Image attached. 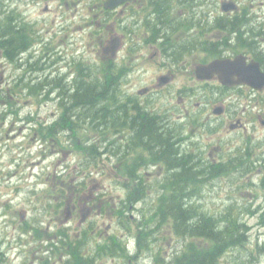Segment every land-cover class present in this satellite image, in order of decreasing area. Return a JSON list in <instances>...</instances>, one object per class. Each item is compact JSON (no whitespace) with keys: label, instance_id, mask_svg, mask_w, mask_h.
<instances>
[{"label":"flooded vegetation","instance_id":"1","mask_svg":"<svg viewBox=\"0 0 264 264\" xmlns=\"http://www.w3.org/2000/svg\"><path fill=\"white\" fill-rule=\"evenodd\" d=\"M59 2L63 8H70L73 4L79 3L93 11V13L91 12L92 18L86 25L90 29L89 35L92 45H94L93 52H104L103 59L105 60L106 71L100 72V74L104 75L108 72L111 75L102 82L88 81L87 78L96 77L97 71L91 65H82L81 63H92V59H88V61L83 57L84 59L80 60L78 57L81 58V56L77 55L73 65L74 71L76 74L80 71L87 73L79 74L76 81H70L68 84L63 74L65 59L61 53L64 47L61 48V45H58L53 50H56V55L51 56L52 52L47 54L48 59L46 56L43 58L45 59L42 62L43 67L32 65V69H35L34 74H26L25 79L21 81H27L29 78L38 84L42 82L40 81L42 78L45 85L49 81L57 79L54 87H45L42 91L41 96L46 105L49 101H63L67 89L75 92L80 85L86 84L99 90L104 88L112 90V92L108 90L106 93H110L108 100L111 107L109 108L112 110L114 107L118 115L111 112L106 113L103 120H99L97 116L88 118L82 114V111H78V114L74 115L73 127L75 129L71 132L79 134L84 131L83 135L88 137L87 140L93 147L90 151V158L89 156L86 157L87 162L88 159L90 160L89 164L78 162V166L101 170H107L105 167H111L113 173H117L127 180L125 182V180L121 181L120 179L127 200L136 202L137 205L141 204L142 208L138 205L136 210L131 211L96 210L91 206L96 198L94 194L96 185L91 184L89 193H87L81 184L82 178H78L75 181L77 184L74 186L73 197L69 200V207L72 209L66 210L61 216L60 223L63 226L59 229L63 231L62 240L55 242L59 252L56 255L54 252L46 256L49 259L54 258V260L58 258L56 264H61L59 263L61 261L64 264L73 256L74 248L81 245V248L93 249L91 254L97 259L95 244L97 241L109 242V247H114L121 252L120 249L126 245L132 246L131 241L128 243L131 240L128 237L130 233L128 230L131 231L132 228L135 230L134 233L138 235V240L146 242L145 247H155L145 264H148L149 261H153L155 264L170 262L172 260L170 258L156 259L155 256V251L160 249L159 242H164L163 239L166 237L162 236L160 239V231L166 228L174 232L175 229L174 221L167 223L165 220L166 217L172 216L173 212L160 208L158 202L170 196L171 191L165 195L160 192V189L168 177L169 184L175 185L178 173H180L178 171L180 166L168 163L167 158L157 154L155 145L144 140L141 132L132 128L131 119L141 113L142 116L147 114L155 118L157 123L165 122V126L169 128V130L167 129L169 135L172 134L171 138L179 148V153L183 154V157L190 164L196 159L194 164L197 163L198 165L203 162L208 164L205 152H207L208 158L218 162L226 153L236 151L239 140L227 138L226 133H248L254 143V147L248 152L252 165L251 169L257 168L255 176L260 178H258L260 183H264V143L257 147L259 140L264 142V137H261V132L264 130V88L258 89L245 84L229 86L222 84L216 76L211 80H199L192 74L194 66L200 63L196 61L192 64L193 53H199L200 49L201 52L207 53L213 49L217 53H222V57L234 56L237 52H225L231 45L240 47L241 51L238 53H243L248 62L257 61L264 72V10H253L249 13L241 12L242 10L239 9L240 13H238L236 9L233 12H222V15H219V7L210 6L211 8L207 11L206 25L221 23L223 27H231L230 19L234 18L238 23L244 25L242 33L234 35L233 41L231 37H228L229 35L220 41L216 39L221 34L212 31L213 27H211L205 31L210 39H202L200 41L201 48L194 49L191 22L197 24V14H193L192 0H177L173 3V7L175 5L185 6V9L180 12L181 19L185 22V38L168 41L166 37L158 35L154 42L156 48L154 49V56L164 58L161 67L162 72L159 73V76L167 75L169 83L160 84L161 82L159 83L158 79L154 78L151 82L139 86L134 92L130 91L127 82L130 69L133 66L132 59L136 54L133 45L134 42H137L143 47L145 33L151 36L145 23L149 21L147 25L150 27L151 23L158 19L159 13L155 0L125 1L114 8H107L106 0H59ZM246 3L240 2L239 8L243 9ZM174 13V10L165 12L163 19L172 16ZM13 29L16 31L15 27ZM44 46L49 45L44 43ZM2 51L3 48L0 45V52L2 53ZM144 53L150 55L151 52L144 51ZM2 56L10 64L13 62L6 54L2 53ZM96 61L98 66L102 68L100 61L94 59V63ZM0 70H2L1 66ZM1 74L0 85L4 84V76L2 72ZM82 75L86 81L79 80ZM179 75L185 76L186 82L190 80L189 83L179 82L177 90L170 91V85L175 82ZM8 82L11 83V77ZM50 88L51 93L49 94ZM120 90L121 94H119ZM166 90L170 94L168 111L171 114L178 112L182 116L179 119L181 121L188 120L186 124L189 126L191 137H187L182 132L185 122L172 129L168 118L162 119L159 97ZM120 98H122V103L114 106L113 101ZM130 109L133 110V113ZM216 110H220V112L217 113ZM120 111L123 112L122 115L119 114ZM194 144H199V146L195 147ZM198 165L193 167L196 168ZM147 180L149 182H146ZM173 190L176 192L175 186ZM51 212L55 214L58 211ZM161 217L164 219L161 220ZM49 218L59 220V217L53 214ZM121 226L123 229L120 228ZM118 229H121L118 232H122L123 235L117 233ZM65 236H69L70 241H67ZM126 238L128 239L126 240ZM61 250H65L66 257H60ZM130 260L133 258H129ZM75 262L78 264L77 259Z\"/></svg>","mask_w":264,"mask_h":264},{"label":"rangeland","instance_id":"2","mask_svg":"<svg viewBox=\"0 0 264 264\" xmlns=\"http://www.w3.org/2000/svg\"><path fill=\"white\" fill-rule=\"evenodd\" d=\"M13 8L24 15V22L32 23L42 30L43 40H46L49 49L54 50L58 45H61V48L64 47L61 54L65 59L63 71L65 70L68 74L65 78L67 83L76 72L73 65L77 55L81 56V58L78 57L80 60L103 58L104 52H93L94 45L89 35L90 29L86 26L92 18L93 11L83 4H73L70 8H63L59 0H1L0 19ZM41 46H34L41 48L39 54H43V49H46L45 46ZM133 48L136 49L132 59L134 68L127 81L130 91L142 83L151 82L160 71L162 72L161 67L164 62V58L154 56L155 50L152 45L142 47L134 42ZM55 51H51V56L56 55ZM144 51L151 53L147 55ZM204 56L205 53L193 54L192 64L201 61ZM3 58L0 52V63H2L0 79L1 72L4 76V84L0 85V249L4 252L1 264H56L58 258L49 259L46 255L54 252L56 255L59 252L55 242L62 240L63 231L59 228L63 225L60 223L59 211L58 214H54L51 211L56 208L53 206L51 210L47 206L50 201L56 203L57 187L60 181L66 182L64 174L67 176L66 183L69 185H73L80 178L78 162L86 163V157L90 158V151L83 148L85 144L83 137L80 143H71L68 135L65 137V134H61L60 137L48 134L47 139L40 136L52 125L57 108L53 103L46 105L37 97L27 96L25 86L19 85L26 75L24 73L26 71L20 68L19 63L31 56L28 55L24 57L25 59L22 57L15 64H10ZM192 74L194 76V71ZM31 75H33L32 72ZM10 77L11 83L8 82ZM82 77L84 78V75ZM87 80L93 81L92 78ZM189 81L186 82L185 76L179 75L169 89L176 91L179 82L188 84ZM169 95L166 90L159 97V103L163 109L168 105ZM73 114H78V111L75 113L73 111ZM175 119L179 124L184 122L179 120L178 112L175 114ZM183 129L189 131L186 122ZM226 136L239 140L241 145L249 141V137L243 136L240 132L226 133ZM261 137H264V131L261 132ZM45 140H47L46 143ZM74 141L76 142L77 139ZM105 168H107L106 172L97 179L88 176L90 178L88 181H95L94 184L104 191L107 201L119 203L125 194L120 179L121 181L125 179L113 173L111 167ZM229 173L218 174L215 183L209 180L204 181L201 186L208 189L203 190L200 198L197 193L199 188H197L195 197L204 211L211 214L226 212L227 209L240 212V221L248 227L250 242L246 244L247 252L241 253L238 250L232 256V252L227 251L220 259L222 264H264V191L259 187L260 178L254 173L248 175V172L242 176L238 172L234 175ZM89 182H84L85 192L89 191L91 186ZM249 182L255 185H250ZM107 201L103 202L100 198H95L90 205L96 210L104 209ZM64 209L63 207L61 210ZM51 214L58 216L59 220L49 218ZM120 228L123 229L122 226ZM118 231L121 229H118L117 233L123 235ZM128 231L132 233L128 235L131 239L128 243L130 241L133 243V254L136 255L131 256L135 260H130L126 264H145L148 260V248L143 249L146 242L138 240L134 229L131 228V231ZM159 235L160 239L166 236L163 239V246L162 242H159L162 255H166V251L170 250V243H183V239L169 229L165 228ZM65 237L67 241H70L69 236ZM200 242L207 244L204 241ZM59 254L60 257H66L65 250H61ZM113 258L117 260L116 256L106 257L97 261L96 264H119ZM59 263L62 264V261Z\"/></svg>","mask_w":264,"mask_h":264},{"label":"trees","instance_id":"3","mask_svg":"<svg viewBox=\"0 0 264 264\" xmlns=\"http://www.w3.org/2000/svg\"><path fill=\"white\" fill-rule=\"evenodd\" d=\"M173 1L175 0H155L157 3V12L159 14L158 19L154 22L156 24L154 26V37L161 35L169 40L177 26L180 24L179 20L176 22L175 20L170 19V16L163 19V17H165V12H169L170 7H172L171 3ZM207 1L209 4L212 0ZM204 3H206V0H192L193 11L194 8L199 7ZM193 13L196 12L194 11ZM18 18L19 17L13 13H7L4 18L0 19V45L10 59L17 57L22 49L26 48L31 42L27 29L20 26L21 23L18 25L17 23H14ZM205 18H207V14L198 16L197 23L202 27L206 25ZM171 21H173V23ZM230 23L231 27H223L221 23H212L210 26L215 25L217 28H223L222 30L230 31L231 33L235 31L236 34L242 33L241 29L244 26L243 24L239 28L238 25L241 23H238L234 18L230 19ZM14 27L16 28V31H13ZM15 54L16 56H14ZM80 79L81 81H86L82 76H80L79 80ZM56 80L57 79L52 80L51 82L49 81L44 85V81L41 78V83L36 84L31 83V81L26 85L29 87V92L31 94L38 95L45 87H54ZM108 90L110 89L104 88L99 90L86 84L80 85L75 92H72L69 89H67V91L65 90L66 95L64 97V106L66 108L67 117L64 118V127L71 128L73 123L71 117L74 115L73 111L74 113L82 111V114L88 118L97 116L99 120H103L106 113L111 112L115 113L114 115H118V112L115 111L114 107L112 110L109 108L111 107V104L108 100V98H110V93L106 94ZM110 92H112V90H110ZM118 104H120L119 100L113 101L114 106H117ZM130 111L133 113L132 109H130ZM122 113L123 112L120 111L119 114L122 115ZM155 120V118L150 117L147 114L142 116L141 113H138L136 116L132 117L131 123L133 129L141 132L144 140L155 145L157 154L167 158L168 163L180 166L178 167L180 173H178L177 183L175 184L176 194L174 190L171 191L170 196H167L161 201L162 206L160 208H165V205L168 204L169 209L173 212L170 217L174 221L175 230L179 232L180 235L184 237L189 236L192 238L205 239L209 242L208 247L205 248H198L196 242H191L185 248H181L179 251L175 252L173 254V261L166 264H221L220 257L227 251L232 252V256H234L235 252L238 250L241 253L247 252L245 249L247 247L246 244L250 242V235L247 225L240 221V213L227 209L226 212L209 214L203 210V206L199 204L195 197L197 193L194 189L203 182L201 179H198V174L205 177L209 173V170L204 169L203 171L202 169V171H199L197 168L193 167V163H188V160L183 157V154L179 153L178 146L171 138L172 134L169 135V128H167L164 123H157ZM241 160L242 158H240V161ZM216 170L218 171V174L227 172L226 170H223V167L217 168ZM236 172L240 173L241 171L236 169ZM190 181H192L193 191L195 193L193 192L191 196L182 197L181 192L183 189L187 188ZM64 193V189L60 188L58 190V194H60L61 197ZM187 198L190 200L187 201ZM63 203V200L56 202V208H61ZM127 204L129 203L123 201L121 206L118 205L113 208L122 209L124 206H127ZM162 219L164 218H161V220ZM101 249H98L99 253H103ZM80 250L81 245L75 247L72 258H70L66 264H76V262H74L76 259L78 260V264H90V257L82 255ZM2 261L3 253L0 252V264Z\"/></svg>","mask_w":264,"mask_h":264},{"label":"bare ground","instance_id":"4","mask_svg":"<svg viewBox=\"0 0 264 264\" xmlns=\"http://www.w3.org/2000/svg\"><path fill=\"white\" fill-rule=\"evenodd\" d=\"M242 2H246V0H244V1H242ZM240 4V3H239ZM239 4H238V7H239ZM234 10H236V8H232V9H221V8H219V15H222L221 13L222 12H228V11H231V12H233ZM22 21L20 20V18H18L14 23L16 24L17 23V25L19 24V23H21ZM12 26V25H11ZM13 26H16V25H13ZM21 26V25H20ZM18 28V27H17ZM14 30V29H13ZM20 30V29H19ZM1 37H2V35H1ZM4 38V37H3ZM18 54V53H17ZM14 56H16V54L14 55ZM30 61H32V65H41L42 67H43V65H42V63L40 62V61H38V60H36V58H32ZM34 71H35V69H32V73L34 74ZM36 71H37V69H36ZM24 73H27V72H24ZM25 75V74H24ZM18 76V75H17ZM25 78V77H24ZM28 80H30V79H28ZM31 81V80H30ZM64 81V80H63ZM32 82H34V83H36V81H32ZM29 83V82H28ZM61 84V83H60ZM65 84V83H64ZM69 84V83H68ZM67 85V84H66ZM65 85V86H66ZM29 86V85H28ZM61 88H64V87H61ZM75 107H76V105H75ZM78 107V106H77ZM118 118H119V116H118ZM117 118V119H118ZM167 119V118H166ZM162 121V120H161ZM166 121V120H165ZM165 123V122H164ZM166 123H169V122H166ZM182 124V122L180 123V124H178V126H180ZM165 125V124H164ZM167 125V124H166ZM197 159H199V158H197ZM243 160V161H242ZM241 161H236L234 158H232L228 153H226L221 159H219V161H218V163H217V166H214L215 164L214 163H212V162H210V161H208L207 160V162H208V164H206L205 162H203V163H199V165L197 164V163H195L194 164V162L196 161V159H194L193 160V164L194 165H198V166H196V168H197V170H201L202 171V169H203V171H204V169H208L209 170V173L205 176V177H203V176H201V175H199L198 174V179H201L203 182L204 181H212V182H214L215 183V179L217 178V176H218V171L216 170L217 168H222L223 167V170H226L227 172H230L229 174H232V175H234V173H236L235 171H236V169H239L241 172H240V174H241V176L242 175H244L246 172H249L250 171V169H251V162L250 161H248V160H245V159H242ZM212 163V164H211ZM211 164V165H210ZM200 168V169H199ZM216 168V169H215ZM203 178V179H202ZM202 182V183H203ZM177 183V182H176ZM175 183V184H176ZM202 183L200 184V185H198V186H196L195 187V189H194V191L196 190L197 191V188H199V192H197L198 193V195L200 196V198L202 197V195H203V190H205V189H208L207 187H205V186H201L202 185ZM174 186L175 185H173V184H169V177L167 178V181L161 186V189H160V192L162 193V194H167V193H169L170 191H173V189H174ZM179 188V187H178ZM184 188V187H183ZM182 188V189H183ZM180 190V189H179ZM178 190V191H179ZM193 185H192V181H190L189 182V184H188V186H187V188L186 189H183L182 190V192H181V195H182V197H187V196H191L192 194H193ZM180 193V192H179ZM195 193V192H194ZM175 194H176V192H175ZM180 195V194H179ZM179 197V196H178ZM193 197H194V195H193ZM190 198H192V197H190ZM193 199V198H192ZM190 200V199H189ZM188 200V198H187V201H189ZM190 203V202H189ZM193 203V202H192ZM187 204V203H186ZM146 208L148 209V207L146 206ZM166 211H169L170 209H169V206H168V204H166L165 205V208H164ZM207 213V212H206ZM161 218H164V217H161ZM182 230V229H181ZM184 232H185V230H184ZM183 233V232H182ZM187 233V232H186ZM186 236V235H185ZM190 236H191V234H190ZM189 245V244H188ZM121 250V252L122 253H124L126 256H129L130 254H131V251L130 250H128L127 248H123V249H120ZM100 251V250H99ZM0 252L2 253V251H1V249H0ZM96 252H97V250H96ZM101 253V252H100ZM184 254V253H183ZM72 258V257H71ZM157 259V258H156ZM92 260H94V257L92 256V255H90V261H92ZM148 264H155L153 261H149L148 262ZM163 264V263H162Z\"/></svg>","mask_w":264,"mask_h":264},{"label":"water","instance_id":"5","mask_svg":"<svg viewBox=\"0 0 264 264\" xmlns=\"http://www.w3.org/2000/svg\"><path fill=\"white\" fill-rule=\"evenodd\" d=\"M125 0H108L107 6H115L119 4L120 2ZM234 8L233 4L226 5L225 9H232ZM237 63H242V60L240 58H237L234 61L231 60H216L212 62L209 66H198L197 73L198 76L203 77H210L212 72L219 71L222 73L227 72L226 70ZM230 73L232 76L238 75L239 78L236 82L238 83H248V84H254L256 86H262L264 84V75L260 73L258 65H251L245 68L244 70H232ZM226 77L224 80H222L225 83H230L231 79L228 75H225Z\"/></svg>","mask_w":264,"mask_h":264}]
</instances>
